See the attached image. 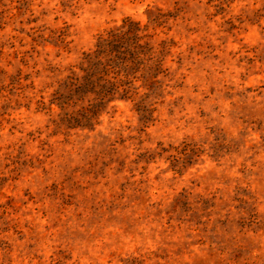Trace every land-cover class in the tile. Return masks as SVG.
I'll use <instances>...</instances> for the list:
<instances>
[{"label": "rangeland", "instance_id": "obj_1", "mask_svg": "<svg viewBox=\"0 0 264 264\" xmlns=\"http://www.w3.org/2000/svg\"><path fill=\"white\" fill-rule=\"evenodd\" d=\"M0 264H264V0H0Z\"/></svg>", "mask_w": 264, "mask_h": 264}, {"label": "trees", "instance_id": "obj_2", "mask_svg": "<svg viewBox=\"0 0 264 264\" xmlns=\"http://www.w3.org/2000/svg\"><path fill=\"white\" fill-rule=\"evenodd\" d=\"M136 24L132 21H125L121 29H114L111 30L108 33L107 38L99 39L97 43L98 51L104 52L105 50H108L109 46L114 44H122L125 39L129 37L128 33L132 32L135 29ZM122 46V45H121ZM84 62L86 63V66L83 70H85L86 75L85 76H91L93 72L98 71H104V65L101 61L98 59L93 60L91 59L90 55L85 56ZM108 82V81H106ZM117 86L114 82L108 83V85H100V90H115Z\"/></svg>", "mask_w": 264, "mask_h": 264}]
</instances>
